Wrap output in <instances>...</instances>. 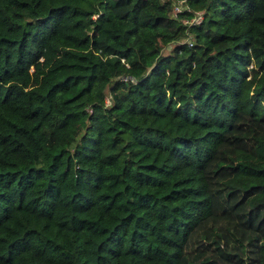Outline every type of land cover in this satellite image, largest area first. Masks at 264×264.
<instances>
[{
    "label": "trees",
    "instance_id": "1",
    "mask_svg": "<svg viewBox=\"0 0 264 264\" xmlns=\"http://www.w3.org/2000/svg\"><path fill=\"white\" fill-rule=\"evenodd\" d=\"M175 1L0 0V264H264V0Z\"/></svg>",
    "mask_w": 264,
    "mask_h": 264
},
{
    "label": "built area",
    "instance_id": "2",
    "mask_svg": "<svg viewBox=\"0 0 264 264\" xmlns=\"http://www.w3.org/2000/svg\"><path fill=\"white\" fill-rule=\"evenodd\" d=\"M182 1V0H181ZM173 6H177V9H178V5L177 4H174ZM184 8V7H183ZM174 10L173 11V13H175V12H177V11H179L180 9H182L181 7H180V9L179 10ZM200 12H196V15L195 16H193V17H191V18H189L188 20H186V19H182V21H187V22H194V21H198L199 19H200Z\"/></svg>",
    "mask_w": 264,
    "mask_h": 264
},
{
    "label": "rangeland",
    "instance_id": "3",
    "mask_svg": "<svg viewBox=\"0 0 264 264\" xmlns=\"http://www.w3.org/2000/svg\"><path fill=\"white\" fill-rule=\"evenodd\" d=\"M174 4H177L178 5V9H177V6H173ZM180 6H183V2L181 0H176L175 2L172 3V6H171V9H170V12L173 14V11L174 10H179L180 9ZM196 12H200V10L196 11Z\"/></svg>",
    "mask_w": 264,
    "mask_h": 264
}]
</instances>
